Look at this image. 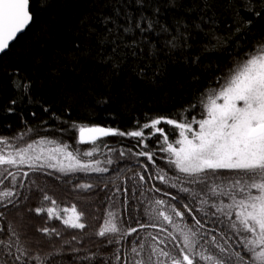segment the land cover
Segmentation results:
<instances>
[{
	"label": "snow or ice",
	"instance_id": "6c2138e0",
	"mask_svg": "<svg viewBox=\"0 0 264 264\" xmlns=\"http://www.w3.org/2000/svg\"><path fill=\"white\" fill-rule=\"evenodd\" d=\"M31 3L32 0H0V54H6L10 44L34 22ZM50 5L51 0H36V14L44 12ZM99 7L100 11L81 19L80 27L86 30L85 36L90 42L89 49L84 51L91 50L94 39L99 62L109 67V82L131 58L135 61V75L155 83L156 77L164 75L167 68L160 56L163 55L169 63L174 59L187 61L191 48L189 41L194 38V33L204 31L198 21L189 24L184 15H170L171 24L164 19L167 14L184 7L182 0H104ZM243 7L251 15L264 16V12L254 11L250 4L245 3ZM199 19L205 20V17ZM240 19L248 27L236 41L237 45L245 44L246 36L252 32V21ZM234 23L239 21L234 20ZM76 47L80 48V45ZM233 50H236L235 45ZM145 56L148 60L146 67H142L140 62ZM200 59L198 54L191 55V63L199 64ZM40 63L37 59L36 64ZM38 70V67L26 70L0 66V71L12 76L16 92L7 112H15L17 109L12 106L18 104L42 103L32 93L33 81L29 74ZM201 96L204 98L200 100V118L193 116L188 119V109H181L177 113L181 117L179 121L159 116L152 118L150 123H144L141 130L127 133L130 137L140 138L145 148L143 129H151L152 136L159 134V151L166 153L167 165L174 169L175 175L169 177L163 168H159L155 179L170 189H176L177 194L172 195L157 186L150 188L149 191L171 195V200L156 198L150 201L144 210L148 217L146 222L132 217L136 226H122L117 213L107 210L96 235L108 237V245H121L127 241L125 251L115 247L73 257V260L87 264H264V40L255 42L227 69L225 75L216 80L212 91ZM106 103V99L97 100V104ZM192 107L195 105L189 106ZM43 111L50 114V119H60L47 106ZM32 115L35 116V112ZM162 123L178 130V138L174 142H170L169 134L159 127ZM61 130L78 131L77 143L91 144V149L81 151L58 138L40 137L20 144L0 136V207L18 206L19 189L26 187L24 181L31 173L48 169L64 177L77 173H107L109 168L102 164L112 165L114 161L95 158L101 148L97 141L110 135L126 134L111 127L76 122ZM19 140H23V133ZM135 155L146 158L143 165L145 174H136L137 183H143L150 167L156 164L155 152L142 150ZM194 185L199 187H192ZM28 187L31 191V186ZM73 188L89 193L95 185L78 181ZM41 191V203L48 206L35 207L36 215L46 213L47 221L58 220L68 229L86 228L83 222L85 214L78 211L75 204L70 208H59L54 198ZM122 191L127 198L129 190L126 187H116L112 193L101 189L94 194L103 193L101 198L111 201ZM28 198L24 197L25 200ZM3 215L0 212V217ZM186 217H190L192 224ZM208 224L223 227L206 228ZM148 228L157 229L164 235L151 232L138 235L141 229ZM37 231L46 236L61 235L56 227L46 226ZM0 234V264H52L49 256L33 255L29 248L23 246L10 223L7 227H0ZM133 234H137L136 238L129 240ZM233 235L238 238L235 246L231 243Z\"/></svg>",
	"mask_w": 264,
	"mask_h": 264
},
{
	"label": "trees",
	"instance_id": "16d2710c",
	"mask_svg": "<svg viewBox=\"0 0 264 264\" xmlns=\"http://www.w3.org/2000/svg\"><path fill=\"white\" fill-rule=\"evenodd\" d=\"M103 2L104 0H51L50 7L36 14V0H32L30 9L34 12V22L24 34L18 36L7 53L0 57V66L26 70L38 67V71L29 74L33 81L32 93L42 103L18 104L12 106L17 109L15 112H7L9 102L16 96V92L12 76L0 71V136L8 137L12 142L20 144L40 137H59L64 142L74 140L75 130H61L68 129L72 122L87 126L111 125L129 131L140 129L144 123L159 116L179 121L181 117L177 113L181 109H188V119L193 116L200 118L197 113L202 111L201 94L214 87L216 80L225 75L227 69L251 49L257 39L264 40V16L251 15L243 7L247 3L254 11L264 12V0H182L184 7L175 13L167 14L164 19L171 24L170 15H184L189 24L198 21L204 28L203 32L194 33V38L189 41L191 44L188 50L189 59L184 62L174 59L169 63L161 55L160 60L167 64L166 72L162 76H157L153 83L150 80H141L135 75L133 70L135 61L129 58L122 71L109 82V67L99 62L94 39L91 41V50L84 51L89 49L90 42L85 36L86 30L80 27L81 19L100 11L99 6ZM201 16L205 17V20H200ZM241 17L244 21H252V32L246 36L245 44L237 45L236 41L241 39L248 27L241 21ZM234 20L239 23H234ZM77 44L80 48L76 47ZM205 48L207 51H204ZM108 50L110 51V48ZM194 54L200 55L199 64L191 63V55ZM37 59L41 61L39 65L36 64ZM147 60L145 56L144 61L140 62L142 67H146ZM152 67L155 68L156 65L153 63ZM101 98L106 99L107 103L97 104V100ZM193 104L195 107L189 108ZM45 106L60 119H50V114L43 111ZM33 112L35 116L32 115ZM164 127L167 128L170 142H174L177 139V134H174L175 128L170 125ZM29 128L31 131H28ZM151 132L152 130L146 132L149 136L147 144L145 143L147 148L139 141L125 143L121 139L118 140L120 143L116 144L118 150L107 151L100 148L95 158L101 161L111 158L114 161L110 165L111 169L108 167L107 173L89 175L77 173L72 177H64L51 169L31 173L24 181L26 185L24 193L29 198L25 200L24 195L19 196L18 206L0 207V212L4 214L0 217V227H7L10 223L19 234L23 246L29 248L33 255L49 256L52 264H87L84 261L73 260V257L100 253L115 247H120L124 252L127 241L121 245H108L106 243L108 237L96 235L106 218V211L116 212L122 226H136L132 217L146 222L148 217L144 210L150 201L156 198L171 200V195L165 196L163 191H149L150 188L157 186L172 195L177 194L176 189L168 188L166 184L155 179V176L148 179V176H153L149 174L152 172L150 170L146 175V181L137 183L136 174L139 172L133 171L137 164L133 165L132 156L136 157L135 153L142 150L155 152L154 159L162 160L165 172L168 176L172 175L173 169L167 165L164 155L159 151L160 144L157 141L161 138L159 135L152 136ZM21 133L23 140H19ZM115 137L103 138L113 140ZM75 144L77 145V141ZM87 145L81 144V147ZM124 149L130 151L123 152ZM121 152L124 153L123 156L120 155ZM132 177L136 178L131 179ZM126 179H129L128 182ZM78 181L91 182L95 188L89 193L75 190L73 184ZM105 185L108 187L105 188ZM28 186H31V191ZM116 187L121 189L126 187L129 190L127 198L123 191L116 194L111 201L102 199L103 193L94 194L101 189L112 193ZM41 190L54 198L59 208H70L75 204L77 210L85 214L83 222L86 223V228L68 229L58 220L47 221L46 213L36 215L33 210L35 207L48 206L41 203ZM186 218L189 224H192L190 217ZM46 226L56 227L61 235L46 236L37 231L38 228ZM208 227L223 225L208 224L206 228ZM147 232L160 234L157 229L148 228L141 229L138 235L144 236ZM136 235L133 234L128 239H135ZM237 239L233 235L231 243L234 246ZM73 249L79 251L74 252Z\"/></svg>",
	"mask_w": 264,
	"mask_h": 264
},
{
	"label": "bare ground",
	"instance_id": "6f19581e",
	"mask_svg": "<svg viewBox=\"0 0 264 264\" xmlns=\"http://www.w3.org/2000/svg\"><path fill=\"white\" fill-rule=\"evenodd\" d=\"M257 41H260V40H256L255 42H257ZM212 88L213 87H211L210 89H207V91L206 92H204L205 93V95L207 94V93H210L211 91H212ZM204 97H202L201 99H203ZM200 113L201 112H198L197 113V115H198V117H200ZM147 123H150V121H148ZM166 124H161L159 127H162V128H164V130H165V133H167V128H165L164 126H165ZM101 126H103V127H109L108 125H101ZM110 127H111V125H110ZM195 127V126H194ZM111 128H115V127H111ZM115 129H118L119 131H122V132H124V133H126L124 136H119V135H110L109 137L111 138V137H113V136H116L113 140H106V139H104V138H101V140H99L98 141V144H100V146H101V148L104 150V149H107V150H109V149H111L112 151H115V150H118L119 149V147L116 145L117 143H120V142H118V140H123V141H125V143H130V142H140V138H136V137H130V136H128L127 135V133L128 132H131V131H137V130H141V128L140 129H131V130H129V131H124V130H120L119 128H115ZM143 131L145 132V138H144V143H146L147 144V139H148V137L149 136H147L146 135V132H148V131H151V129H143ZM75 132V136H76V138H77V140H78V134H77V131H74ZM168 134V133H167ZM174 134H177V138H178V130H176L175 129V132H174ZM173 134V135H174ZM157 135H159V134H157ZM156 135V136H157ZM155 137V136H154ZM90 145L91 144H88L87 146H83L86 150H88V148L90 147ZM105 145H106V147H105ZM76 148H79L81 151H82V147H81V144H78L77 143V145H76ZM125 151H128V150H123V152H125ZM130 151V150H129ZM128 151V152H129ZM135 151V150H134ZM162 154L164 155V157H165V161L167 162V160H166V153H163L162 152ZM137 157H140V156H132V159L134 160V161H132V163H133V165H135V164H137V166H136V168H134L133 169V171H138L139 173H145V171H144V167H143V165L145 164V162H146V159L145 158H143V157H141L139 160L138 159H136ZM156 161V164L155 165H152L151 167H150V171H152L151 173H149L150 175H152L153 174V176L152 177H154L155 176V173H156V171L159 169V168H165V164H164V162L162 161V160H155ZM150 163V162H149ZM172 172V175H170L169 177H173L174 175H175V171H174V169L171 171ZM146 175H147V173H146ZM128 180L129 179H126L125 181L126 182H128ZM227 202V201H226ZM217 228H222V227H217Z\"/></svg>",
	"mask_w": 264,
	"mask_h": 264
},
{
	"label": "rangeland",
	"instance_id": "374dc122",
	"mask_svg": "<svg viewBox=\"0 0 264 264\" xmlns=\"http://www.w3.org/2000/svg\"><path fill=\"white\" fill-rule=\"evenodd\" d=\"M77 134H78V131H77ZM65 137V136H64ZM56 138H58V139H60L59 137H56ZM75 141H78L77 140V138H76V136L74 135V140L73 139H69V140H65L64 142H66V143H68V144H70L71 146H72V148H76V144H75ZM32 142V141H31ZM13 143H15L14 141H13ZM97 143H98V141H97ZM91 147H92V145H90V147L88 148V150L89 149H91ZM84 150H86L83 146H82V151H84ZM110 150V149H109ZM109 150H107V151H109ZM102 166H106V167H110V165H106V164H102ZM110 169H111V167H110ZM26 170V169H25ZM54 171V170H53ZM55 173H58V172H56V171H54ZM60 174V173H59ZM77 175V174H76ZM24 188L23 189H19V192H20V196H25V193H24ZM160 236H163L164 234H162V233H160L159 234ZM179 241H177V243H178ZM234 243V242H233Z\"/></svg>",
	"mask_w": 264,
	"mask_h": 264
},
{
	"label": "water",
	"instance_id": "95a60500",
	"mask_svg": "<svg viewBox=\"0 0 264 264\" xmlns=\"http://www.w3.org/2000/svg\"><path fill=\"white\" fill-rule=\"evenodd\" d=\"M31 10V9H30ZM20 36V35H19ZM15 42V41H14ZM14 42H12V43H14ZM12 43L10 44V46L12 45ZM3 54H0V57L2 56Z\"/></svg>",
	"mask_w": 264,
	"mask_h": 264
}]
</instances>
